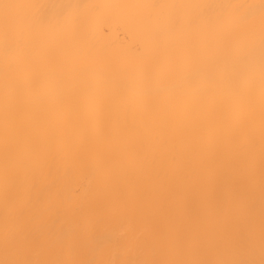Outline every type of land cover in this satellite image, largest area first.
Masks as SVG:
<instances>
[{
    "label": "bare ground",
    "instance_id": "1",
    "mask_svg": "<svg viewBox=\"0 0 264 264\" xmlns=\"http://www.w3.org/2000/svg\"><path fill=\"white\" fill-rule=\"evenodd\" d=\"M0 264H264V0H0Z\"/></svg>",
    "mask_w": 264,
    "mask_h": 264
}]
</instances>
